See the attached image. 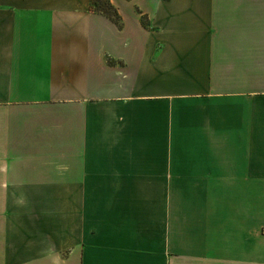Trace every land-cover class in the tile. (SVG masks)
I'll list each match as a JSON object with an SVG mask.
<instances>
[{
    "label": "crops",
    "instance_id": "crops-1",
    "mask_svg": "<svg viewBox=\"0 0 264 264\" xmlns=\"http://www.w3.org/2000/svg\"><path fill=\"white\" fill-rule=\"evenodd\" d=\"M109 1L0 0V264H264V0Z\"/></svg>",
    "mask_w": 264,
    "mask_h": 264
},
{
    "label": "trees",
    "instance_id": "trees-1",
    "mask_svg": "<svg viewBox=\"0 0 264 264\" xmlns=\"http://www.w3.org/2000/svg\"><path fill=\"white\" fill-rule=\"evenodd\" d=\"M90 9L96 13H100L101 15L113 21L115 25L120 27L121 21L118 13L109 0H90ZM141 23L144 28L147 27L144 17L141 18Z\"/></svg>",
    "mask_w": 264,
    "mask_h": 264
}]
</instances>
